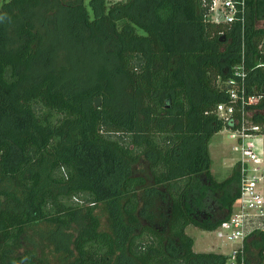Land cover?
Here are the masks:
<instances>
[{"label":"trees","instance_id":"trees-1","mask_svg":"<svg viewBox=\"0 0 264 264\" xmlns=\"http://www.w3.org/2000/svg\"><path fill=\"white\" fill-rule=\"evenodd\" d=\"M210 3L0 0V264H226L186 229L216 230L241 195L239 165L211 169L210 139L237 126L218 104L236 91L239 121L255 96L264 128V0H245L244 26ZM74 225L65 246L39 240ZM252 237L264 264V229Z\"/></svg>","mask_w":264,"mask_h":264},{"label":"built area","instance_id":"built-area-1","mask_svg":"<svg viewBox=\"0 0 264 264\" xmlns=\"http://www.w3.org/2000/svg\"><path fill=\"white\" fill-rule=\"evenodd\" d=\"M215 16V18H213ZM208 17L217 23L234 24L240 23L244 26L246 19L245 0H211ZM242 81V91L245 92V76L246 72L239 69L236 72ZM231 99L236 102L239 100L238 93L232 90ZM255 96H245L240 99L241 116L239 121L234 118L236 113L235 103H220L217 106V112L224 121H235L237 123L233 128H227L230 131L229 137L238 140L241 143L239 151V159L236 165L242 175L241 179V195L238 199L240 206L233 211L231 218L221 224L216 231L218 236L225 237L235 241L241 239L242 242L246 238V232L250 228L255 227L257 220H264V196L260 190V182L264 179V159L261 156V148L253 139L263 135L262 125L249 119L250 108L247 103L256 102ZM264 229V228H263ZM244 246V245H243ZM236 248L227 260L226 264H247L244 257V247Z\"/></svg>","mask_w":264,"mask_h":264},{"label":"rangeland","instance_id":"rangeland-1","mask_svg":"<svg viewBox=\"0 0 264 264\" xmlns=\"http://www.w3.org/2000/svg\"><path fill=\"white\" fill-rule=\"evenodd\" d=\"M111 2L117 1V0H109ZM211 18V17H210ZM215 18V16L213 17ZM211 18V19H213ZM263 22H261L259 25H262ZM61 64H59L58 67H60ZM73 68L78 69L83 75L81 78L78 80V86L80 88H85L90 86V82H92L91 77H93L91 74L90 69L83 70L79 66ZM37 74V73H36ZM232 79L234 81H238L239 77L237 76L236 78ZM234 83H229V81H223L220 82V85L223 87H226V85H231ZM231 90V87H229ZM232 93V91H231ZM96 98L101 99V104L103 98L101 96H97ZM87 102V101H86ZM101 106V105H100ZM256 113V110L253 109L252 106H250V115H254ZM254 116H249V119L252 120ZM230 131L227 128L222 129L218 133H216L209 141L208 146H209V151L212 159V164H211V169L214 172L215 177L218 180H224L228 176L231 175L235 165L237 164V161L239 159V151L236 149L238 147L239 149L241 148V143L238 142L236 139H232L229 137ZM253 142L260 147L262 150L261 156L264 159V134L259 135L258 138L253 139ZM264 179L260 182V186L263 184ZM5 189H10L11 186H5L3 187ZM1 190V188H0ZM5 201L0 198V206H7L10 207L12 204L11 203H4ZM240 206V202L235 203V209L237 210L238 207ZM106 211V210H105ZM103 211L102 207L98 208V214L101 217L102 221V227L104 229H109L110 224L107 221L108 217L107 214ZM80 220V218L78 217ZM76 225V224H75ZM75 225L73 228L70 230V232L67 234L63 231H57L55 233H52L54 231L47 229L44 234L39 235V240L43 242L46 237H50L51 239L57 240L59 244L62 246H65V243L69 242L70 239V233L74 232L76 230ZM255 227L250 228L249 231L246 232V238L242 242L241 239L232 241L229 240L225 237H220L217 234V231H207V230H201L193 225H189L186 229L187 233L191 235L194 239V249L196 251H214L218 253H224V254H232L236 248H239L244 245L245 242H247L250 246L249 250L244 249V257L246 260L247 264H252L254 261H256V249L253 247V237L252 234L256 231H259L264 228V220H257L256 224H253ZM38 229V228H37ZM52 233V234H51ZM35 236V234H33ZM47 235V236H46ZM51 248V246H49ZM51 260L54 263L58 264H64L65 263V257L63 254L59 253H52L51 254Z\"/></svg>","mask_w":264,"mask_h":264},{"label":"water","instance_id":"water-1","mask_svg":"<svg viewBox=\"0 0 264 264\" xmlns=\"http://www.w3.org/2000/svg\"><path fill=\"white\" fill-rule=\"evenodd\" d=\"M95 105H96L97 107H99V106L101 105V99H100V98H96V99H95Z\"/></svg>","mask_w":264,"mask_h":264},{"label":"crops","instance_id":"crops-1","mask_svg":"<svg viewBox=\"0 0 264 264\" xmlns=\"http://www.w3.org/2000/svg\"><path fill=\"white\" fill-rule=\"evenodd\" d=\"M260 190L262 191V194L264 196V182L263 184L260 186ZM234 210H235V205H234ZM208 252V251H207ZM214 252V251H213ZM218 253V252H217Z\"/></svg>","mask_w":264,"mask_h":264}]
</instances>
